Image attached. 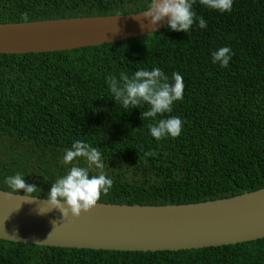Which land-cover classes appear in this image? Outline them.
<instances>
[{
	"label": "trees",
	"instance_id": "1",
	"mask_svg": "<svg viewBox=\"0 0 264 264\" xmlns=\"http://www.w3.org/2000/svg\"><path fill=\"white\" fill-rule=\"evenodd\" d=\"M148 3L0 0V23L130 14ZM193 11L207 21L206 29L194 23L185 33L166 26L99 46L0 54V190L10 192L5 178L19 172L46 198L71 167L62 157L77 140L100 149L114 181L100 203L190 204L264 188V0H233L231 11L223 13L196 0ZM221 47L233 53L227 67L212 61ZM154 67L170 83L174 72L183 76V99L170 113L142 120L149 105L122 108L106 78ZM171 116L183 121L180 136L153 138L149 125ZM150 152L155 155H145ZM78 164L86 166L84 158ZM0 264H264V239L176 252L0 240Z\"/></svg>",
	"mask_w": 264,
	"mask_h": 264
},
{
	"label": "water",
	"instance_id": "2",
	"mask_svg": "<svg viewBox=\"0 0 264 264\" xmlns=\"http://www.w3.org/2000/svg\"><path fill=\"white\" fill-rule=\"evenodd\" d=\"M143 11L0 23V54L99 46L150 35L167 26L168 18L150 26ZM9 193L0 190V240L10 242L78 250L176 252L264 239V188L179 205L98 202L79 218L65 219L57 209L47 211L46 198L29 203L21 199L23 194Z\"/></svg>",
	"mask_w": 264,
	"mask_h": 264
},
{
	"label": "clouds",
	"instance_id": "3",
	"mask_svg": "<svg viewBox=\"0 0 264 264\" xmlns=\"http://www.w3.org/2000/svg\"><path fill=\"white\" fill-rule=\"evenodd\" d=\"M195 2L196 0H149L142 14L144 18L150 20V26H155L168 18L167 27L172 31L188 33L194 23H197L200 29H206L207 21L197 17L193 11ZM199 3L223 13L231 11L233 0H199ZM232 55L229 47H221L212 53V61L227 67ZM172 81L169 82V77L159 67L137 70L131 77L122 72L118 79L112 74L106 78L112 98L119 102L122 108L149 105L148 110L141 112L142 120L155 118L158 114L170 113L172 105L183 99L185 88L183 76L174 72ZM182 128L183 121L177 116L160 119L155 124L149 125L150 135L156 140L179 137ZM145 155H155V153L150 152ZM79 158H84L86 166H79ZM62 163L71 167L65 175L52 183L46 197L47 211L57 209L64 219L69 215L79 218L82 213H87L97 205L101 195L109 192L114 181L105 172V162L100 149L92 147L83 140L75 141L65 150ZM93 170H96V174L90 175ZM24 178L25 176L18 172L6 177L4 183L10 189V195H16L23 190L24 195L21 199L30 203L39 198L41 190L35 185L26 183ZM39 212L45 213L40 211V208Z\"/></svg>",
	"mask_w": 264,
	"mask_h": 264
}]
</instances>
